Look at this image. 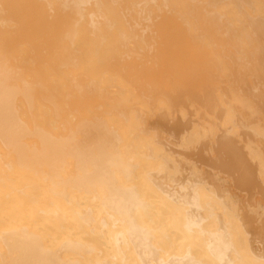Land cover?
<instances>
[{
	"label": "bare ground",
	"instance_id": "obj_1",
	"mask_svg": "<svg viewBox=\"0 0 264 264\" xmlns=\"http://www.w3.org/2000/svg\"><path fill=\"white\" fill-rule=\"evenodd\" d=\"M0 264H264V0H0Z\"/></svg>",
	"mask_w": 264,
	"mask_h": 264
},
{
	"label": "rangeland",
	"instance_id": "obj_2",
	"mask_svg": "<svg viewBox=\"0 0 264 264\" xmlns=\"http://www.w3.org/2000/svg\"><path fill=\"white\" fill-rule=\"evenodd\" d=\"M210 40H211L210 42H207V41L205 42V41H203V43H202L201 46H203V47L207 48L209 51L213 52V50L215 49V46H214V45L217 44V42L214 41V40H212V39H210ZM119 41H120V40H119ZM212 41H213V42H212ZM120 42H121V41H120ZM124 42H125V41H124ZM204 42H205L206 44H205ZM122 43H123V42H122ZM193 43H194L193 40L190 41V47H191V48H194V47H195V46H193ZM221 43H222V42H221ZM221 43H219V44H221ZM242 43H244V42H242ZM242 43H241L240 41H238V46H242V45H243ZM155 44H156V43H155ZM155 44H151V47L154 46ZM240 44H241V45H240ZM156 45H157V44H156ZM158 45H159V44H158ZM158 45L155 46L156 49L158 48ZM204 45H205V46H204ZM208 45H209V46H208ZM127 46H128V45H127ZM130 47H132V46H130ZM151 47H149V48H150L151 51H152V48H151ZM149 48H147V47L144 48V47H143V48L141 49V51H142L141 53L143 54V53L145 52L144 54H148V50H149ZM160 48H161V47H160ZM143 49H144V50H143ZM146 49H147V50H146ZM126 50H127V49H126ZM143 51H144V52H143ZM149 51H150V50H149ZM151 51H150L149 55H151ZM157 52H158V51H157ZM160 54H161V53H160V49H159V53H158V55H160ZM149 55H148V56H149ZM156 55H157V54H156ZM156 55H155V53H154V56H156ZM158 55H157V56H158ZM146 56H147V55H146ZM161 56H163V55L161 54ZM161 56H160V57H161ZM164 56L167 57L166 55H164ZM213 56H214V55H213ZM150 57L153 58V53H152V55H151ZM150 57H149V58H150ZM215 57H216V56H214V59H215L216 61L213 59V60L215 61V63H216L218 66H220V65L222 66V67L220 66V68H219V70L221 69V70H220V72H221V71L223 70V69H222V68H223V64L226 65V63H225L224 61H222V60L220 61V59L215 58ZM158 58H159V56H158ZM158 58H157V59H158ZM159 59H160V58H159ZM249 59H250V58H249ZM251 59H252V58H251ZM148 61H149V60H148ZM112 62H116V61H112ZM221 62H222V63H221ZM254 62H255V61H253V63H252V62H251V63H252L253 65H255V64H257L259 61L256 60V62H255V63H254ZM220 63H221V64H220ZM251 63H250V64H251ZM252 64H251V65H252ZM200 67H202V66H200ZM122 72H124V71H122ZM130 74H132V73H127V76H129Z\"/></svg>",
	"mask_w": 264,
	"mask_h": 264
}]
</instances>
